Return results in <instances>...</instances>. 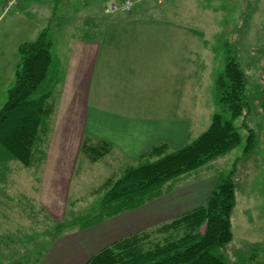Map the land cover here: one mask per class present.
Listing matches in <instances>:
<instances>
[{"label": "rangeland", "instance_id": "obj_1", "mask_svg": "<svg viewBox=\"0 0 264 264\" xmlns=\"http://www.w3.org/2000/svg\"><path fill=\"white\" fill-rule=\"evenodd\" d=\"M12 1L0 0V110L15 83L17 65L21 61L20 46L35 41L44 30L51 37L53 56L60 61L63 82L65 69L69 81L61 89L59 86L55 112L50 125L47 124L50 128L44 162L38 168L24 169L17 160L0 150V193L3 194H0V264H73L76 258L69 253V238L73 233H80L87 225L103 219L107 225L116 224L137 209L122 213L124 218L107 219L113 209L101 204V198L108 190L107 183L116 181L126 169L112 155L93 162L83 150L85 137L81 122H84L82 117L89 103H86V93L81 85L74 92L76 97H73L74 93L70 95V87L77 80L75 70L70 74L67 61L81 44L72 39V23L64 22L68 14L62 16L58 12L52 17V10L57 7L55 0H20L19 5L8 8ZM152 2L155 0H146L141 5L149 3L150 7ZM73 5V11L82 8L103 15L100 3L94 0H87L86 4L74 0ZM148 10L184 22L185 32L175 26L179 24L178 20L159 23L160 28H154L157 31L154 38L158 41L148 38L152 25L148 28L143 22L139 24L143 30L135 31L144 34L148 51L153 46L159 48L164 67L160 68L174 71V85H168V89L176 86L177 90L167 99L162 97L159 103L171 108L177 104L179 110L184 106L188 116H195L191 128L193 139L204 134L214 115L220 112L216 80L225 68L226 43L230 44L250 79L251 99L258 106L247 122L257 136L255 172L251 171L245 177L242 164L237 161L243 143L229 155L187 174L188 177L184 175L173 180L167 187L188 184L192 178L203 176L204 171H207L205 175L220 177L236 165L234 182L238 199L233 215L234 239L226 252L232 264L264 262V126L261 125L264 105H260L264 100L260 96L264 90V79L261 78L264 77V0H163L160 7ZM149 22L151 24V20ZM130 40L123 39L124 44L128 45ZM137 43L140 46L139 39ZM133 44H136L135 38L130 42ZM149 55L154 58L155 53ZM77 56L75 54L74 58ZM199 63L201 68H196ZM92 66L94 68V64ZM178 95L176 102L174 98ZM245 132L243 129V137ZM6 174H9L8 178ZM157 201L151 204V209L160 206L161 202ZM145 218L127 221L120 235L124 237L155 226L151 224L143 229ZM66 234L69 236L61 241V248L57 241ZM118 234L119 230L113 235L115 239ZM160 238H163L161 233H154L149 244ZM88 255L77 264H87L92 257L88 258Z\"/></svg>", "mask_w": 264, "mask_h": 264}, {"label": "trees", "instance_id": "obj_2", "mask_svg": "<svg viewBox=\"0 0 264 264\" xmlns=\"http://www.w3.org/2000/svg\"><path fill=\"white\" fill-rule=\"evenodd\" d=\"M82 1L86 4L87 0ZM139 4L131 14L121 15L134 16ZM52 48L46 30L35 41L20 46L21 61L17 65L15 83L0 110V150L24 169L38 168L45 160L48 125L57 105L59 86L60 89L63 86L60 61L53 56ZM226 50L225 68L216 80L220 112L214 115L209 129L179 150L168 153L164 145L155 147L142 157L138 166L126 169L116 181L108 182V190L101 198L102 206L113 209L107 219L160 198L168 192V183L229 155L243 143L245 156L256 149L255 129L245 122L240 124L244 115L251 118L258 109L251 99L250 79L228 43ZM260 96L264 98V90ZM260 105H264V100ZM262 115L264 118V110ZM261 125L264 126V122ZM243 129L247 136L243 137ZM83 145L93 162L101 160L111 150L109 144L90 136H85ZM235 174L236 165L218 177L201 207L121 238L93 255L87 264H232L226 249L234 239ZM8 176L6 174V178ZM164 187L167 189L163 190ZM154 233H161L163 238L149 244Z\"/></svg>", "mask_w": 264, "mask_h": 264}, {"label": "crops", "instance_id": "obj_3", "mask_svg": "<svg viewBox=\"0 0 264 264\" xmlns=\"http://www.w3.org/2000/svg\"><path fill=\"white\" fill-rule=\"evenodd\" d=\"M94 1L100 3L102 10L111 2V0ZM17 2L18 0H13L8 8L17 5ZM162 2L163 0H155L150 7H148L149 3L146 6L140 3L137 5L134 16L128 19H125L126 15L118 14L108 17L105 14H97V12L82 8L73 11L71 7L74 6V0H55L57 7L51 13L52 17L58 12L62 16L68 14L65 15L64 22L67 25L72 23L74 31L72 39H76L81 44V48L76 47L74 52H70L72 55L67 63L69 62L70 65V74L76 71L75 79L77 80L70 87V95L76 93L78 85H81L86 93V103H89L82 117L84 122H81L84 137L90 136L97 141L109 144L111 150L106 156L112 155V158L118 160L124 169L138 166L142 163V157L155 147L164 145L170 153L187 146L200 137L192 138L191 128L195 116H188L184 106H181L179 110L177 104L171 108L167 104L159 103L162 97L167 99L177 90L176 86L168 89V85H174L172 81L175 77L174 71L167 72L163 69L159 48L153 46L148 51V46L144 45V34L135 31V29H140L139 24L143 22L148 28L152 25L151 37L148 36V38L151 41H158V38H154L157 32L154 28H160L159 23L162 21L178 20L177 17L172 18L163 13L149 12L148 9L160 7ZM178 23L175 26L185 32L184 22L178 20ZM126 33L130 34L123 36ZM135 33H137L136 37L133 36ZM134 38L136 44L130 45ZM123 39L131 40L127 45L124 44ZM138 39L140 46L137 43ZM153 52L155 56L151 58L149 54ZM75 54L79 56L74 58ZM57 56L61 57L59 54ZM93 64L94 68L91 67ZM192 67L193 62L191 70ZM197 67L201 68L200 63L196 65ZM65 77L63 86H66L69 81L66 69ZM261 78L264 79V77ZM75 93L73 97H76ZM178 98L179 95L174 98L176 102ZM248 121L250 117L245 118V115L240 120L241 123L246 124ZM244 136H247V132ZM255 158L256 149L248 156L244 155L243 150L241 151V156L237 161L241 162L245 177L251 171L255 172L253 168ZM206 172L204 171L203 176L192 178V182L188 184L170 186L168 192L160 198L148 202L125 218L119 215L124 219L116 224L107 225L102 222L82 229L80 233H73V236L69 238V253L76 258L73 264L80 262L84 255L90 254L89 258L115 241L133 234L129 233L124 237L120 235L121 228L127 221L133 222V219L146 217L142 221L146 225L143 228L145 229L151 224L160 225L204 205L218 180V177L205 175ZM156 200L161 202L160 206L151 209V204ZM118 230L119 236L115 239L113 235ZM68 236L66 234L58 241L56 240L58 245L61 244V248V241ZM76 236L80 238L77 239ZM62 258L64 260L66 256Z\"/></svg>", "mask_w": 264, "mask_h": 264}, {"label": "built area", "instance_id": "obj_4", "mask_svg": "<svg viewBox=\"0 0 264 264\" xmlns=\"http://www.w3.org/2000/svg\"><path fill=\"white\" fill-rule=\"evenodd\" d=\"M146 0H111L104 8L106 15L114 16L117 14H131L136 4L145 2Z\"/></svg>", "mask_w": 264, "mask_h": 264}]
</instances>
